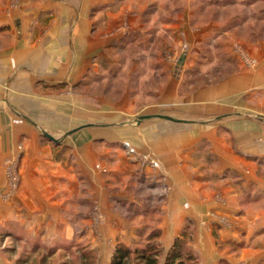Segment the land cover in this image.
Segmentation results:
<instances>
[{"label":"crops","instance_id":"crops-1","mask_svg":"<svg viewBox=\"0 0 264 264\" xmlns=\"http://www.w3.org/2000/svg\"><path fill=\"white\" fill-rule=\"evenodd\" d=\"M126 1H2L0 34L10 51L0 54V223L15 221L27 233H74V217L80 233H99L88 239L96 264H108L113 245L130 244L153 216L163 252L186 223L199 263L221 258L211 229L235 241L255 234V260L245 262L264 264V123L245 114L264 112V40L241 41V53L254 63L245 67L228 54L238 43L228 31L209 25L191 34L161 20L158 31L171 44L195 49L213 33L209 47L224 52L230 72L186 90L202 76L201 61L166 56L151 69L160 83L145 91L149 104L137 106V91L127 83L113 87L111 100L107 83L129 79L133 71L124 73L125 60L116 52L137 46L150 24V17L140 20L141 9L121 5ZM93 89L101 95L88 94ZM138 107L183 122L136 123ZM42 132L60 144L51 145ZM13 159L19 179L8 197L4 165ZM132 179L150 199L155 194L150 205L157 214L152 208L134 214L131 207L140 206L139 196L127 194ZM73 207L78 211L67 213ZM219 217L227 227L218 225Z\"/></svg>","mask_w":264,"mask_h":264},{"label":"rangeland","instance_id":"rangeland-1","mask_svg":"<svg viewBox=\"0 0 264 264\" xmlns=\"http://www.w3.org/2000/svg\"><path fill=\"white\" fill-rule=\"evenodd\" d=\"M2 1L3 0H0V8L2 6ZM13 1L14 0H10L12 4H14ZM246 1H248V3H245ZM123 4L131 8L137 7V9H141L143 13L140 15L138 14L140 20L144 22V20L150 17V19L147 20L150 24L143 29L141 42L138 43L137 46L123 47V50L116 52L118 55L116 59L125 60L124 73L128 74L129 69L133 71L129 79L125 77L124 79H116V81L107 83L106 92L109 91L107 93L108 99L111 100L116 97L112 91L113 87L116 88L123 83H127L130 89H136L137 91V106L145 105L146 102L149 104V101L144 98L145 91L150 89L149 86L154 88V86L160 83L158 74L152 73L151 69L156 68L155 66H159V60H163L166 56L175 59L179 54H188L201 61L199 65L203 66L201 69L203 73L202 76L190 81L186 90H192L194 86H198L199 84H207L210 77L216 78H211V81H218L223 78L227 72H230L231 67L226 66L224 64V56H220V53L224 52H220L219 47H216L217 44L209 47V40L213 36V33L209 36L207 33V42L198 45L195 49H193V46H189L185 43L175 45L171 44L161 31H158L160 29L157 26L159 22H162L161 20L168 24L173 23L176 25L178 23L180 29H185L191 34L209 25L219 27L218 30L222 33L228 31L227 37L235 39L238 42L232 47H229L228 54L235 55L239 58L245 67H252L254 63L250 59H247L244 53H241L243 49H245L244 46L240 44L241 41L253 44L256 43V41L264 40V0H131L121 5ZM124 28H126V26ZM106 32L108 33V31ZM110 32L111 31H109V33ZM144 35L148 37L143 38ZM9 51L10 47H8L3 40V35L0 34V54L8 53ZM209 59H211V63ZM189 69H191L190 72H192L195 68L190 66L188 70ZM186 74L187 80L191 73L186 71ZM41 89L44 90L45 88L42 87ZM88 92V94L92 95H101L100 91L97 92L96 89ZM107 94H104V96H107ZM133 114L136 118L145 116L146 109L144 110L138 107L134 110ZM245 114L252 118H261L264 123L263 111L259 113L249 111ZM130 121L132 122V119ZM56 142L57 143H49L51 145L60 144V140ZM4 166V179L8 190L7 195L10 197L16 192L19 179L16 159H13L12 162H7ZM130 181L131 184L127 194L133 197L139 196L137 204L140 207H143V201L146 202L149 207H155L154 203H156L157 198L155 194H152L154 197L150 199V193L143 190L142 187L137 186L135 184V179ZM121 190H123L122 186L120 188H114L113 192H120ZM150 201L154 203L150 205ZM67 211V213H71L72 211L75 213V211L78 210L77 207H73L67 208ZM209 215L213 216L211 214ZM70 218L72 222H76L74 226L70 224V228L74 233H27V231L21 228L15 221H3L0 223V264H15L19 259L24 260V264H81L78 258L79 249H95L97 252V249L92 245L88 237L99 238V233H80L81 223L74 217ZM136 223L140 224V222ZM218 223L219 226H228L227 221H225L223 217L218 218ZM149 225L150 228L155 227L153 216ZM210 232L215 251L217 252L216 257L217 259L221 257L218 259L217 264H253V262L246 263L245 261L248 258H253L255 260L256 253L251 250L252 247L255 246V234L251 238H240L238 235L236 236L238 240L235 241L231 240L232 238H228L229 233L219 234L215 233L214 230L212 232L211 229ZM147 234V231L143 233V235L141 234L137 238V241L142 244ZM11 235L14 236V238L11 237ZM134 239L135 238H133L132 241ZM159 240L158 236L156 241L160 243ZM102 247L104 249L105 245L103 244ZM196 257L197 264L204 263H202V259L201 263H199L200 260L198 256ZM128 264H133V261L130 260Z\"/></svg>","mask_w":264,"mask_h":264},{"label":"trees","instance_id":"trees-1","mask_svg":"<svg viewBox=\"0 0 264 264\" xmlns=\"http://www.w3.org/2000/svg\"><path fill=\"white\" fill-rule=\"evenodd\" d=\"M245 3H248L246 1ZM258 19V18H257ZM143 207L132 206L134 214L143 215L150 210L157 214L159 211L155 207H149L143 202ZM155 224V223H154ZM146 233L145 228L138 229L134 234V240L130 245L116 243L112 249L108 264H128L130 260L133 264H157L158 258L164 254L163 264H197L196 255L190 250L188 243L190 240L189 225L184 223L180 233L173 239L166 251L156 241L159 232L155 228L148 227L147 235L142 244L137 238ZM14 238V236L11 235ZM78 258L81 264H96L97 252L95 249H82L78 251ZM24 260L19 259L15 264H24Z\"/></svg>","mask_w":264,"mask_h":264},{"label":"water","instance_id":"water-1","mask_svg":"<svg viewBox=\"0 0 264 264\" xmlns=\"http://www.w3.org/2000/svg\"><path fill=\"white\" fill-rule=\"evenodd\" d=\"M147 119H161V120H166V121H170V122H176V123H182L183 121H179V120H175L171 117H168V116H164V115H145V116H140V117H137L135 119V122H140V121H143V120H147ZM42 136L45 137L46 139H48L50 142H53V143H57L56 140H54L50 135L42 132Z\"/></svg>","mask_w":264,"mask_h":264},{"label":"built area","instance_id":"built-area-1","mask_svg":"<svg viewBox=\"0 0 264 264\" xmlns=\"http://www.w3.org/2000/svg\"><path fill=\"white\" fill-rule=\"evenodd\" d=\"M125 147H127L126 145H124ZM128 152H131V150H128ZM154 166V163H151Z\"/></svg>","mask_w":264,"mask_h":264}]
</instances>
